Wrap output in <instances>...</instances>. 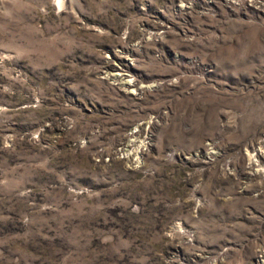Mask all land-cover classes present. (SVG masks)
I'll list each match as a JSON object with an SVG mask.
<instances>
[{
	"label": "rangeland",
	"instance_id": "obj_1",
	"mask_svg": "<svg viewBox=\"0 0 264 264\" xmlns=\"http://www.w3.org/2000/svg\"><path fill=\"white\" fill-rule=\"evenodd\" d=\"M229 1L0 0V264H264V0Z\"/></svg>",
	"mask_w": 264,
	"mask_h": 264
},
{
	"label": "built area",
	"instance_id": "obj_2",
	"mask_svg": "<svg viewBox=\"0 0 264 264\" xmlns=\"http://www.w3.org/2000/svg\"><path fill=\"white\" fill-rule=\"evenodd\" d=\"M238 0H230L229 2L233 5V6H236V5H238L239 4V2L240 1H238ZM246 2L244 3L246 6L244 7L245 9H247V10H249V9H258L256 6H253L251 3H252V1H254V0H245ZM259 1V0H258ZM258 12H260L261 14H264V4H261V9L260 10H258Z\"/></svg>",
	"mask_w": 264,
	"mask_h": 264
},
{
	"label": "bare ground",
	"instance_id": "obj_3",
	"mask_svg": "<svg viewBox=\"0 0 264 264\" xmlns=\"http://www.w3.org/2000/svg\"><path fill=\"white\" fill-rule=\"evenodd\" d=\"M63 2V1H62ZM63 5V4H62Z\"/></svg>",
	"mask_w": 264,
	"mask_h": 264
}]
</instances>
